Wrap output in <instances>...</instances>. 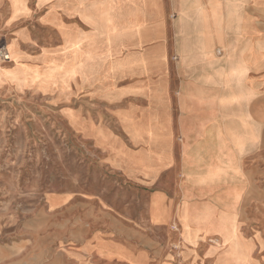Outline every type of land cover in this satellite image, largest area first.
Instances as JSON below:
<instances>
[{"label":"crops","instance_id":"obj_1","mask_svg":"<svg viewBox=\"0 0 264 264\" xmlns=\"http://www.w3.org/2000/svg\"><path fill=\"white\" fill-rule=\"evenodd\" d=\"M85 15L102 16L113 32L92 35ZM28 17L31 28L55 30L62 45L59 23L86 35L76 44L93 52L68 77L62 100L79 94L100 107L114 97L106 113L114 122V173L146 190L141 211L127 217L99 198H79L85 234L66 252L67 264H231L216 261L225 245L200 225L235 218L232 205L252 171L246 163L262 154L264 0H24L15 17L10 0H0V30L19 48L47 44L25 25L9 31ZM45 56H53L50 48L29 62ZM78 109L76 118L91 122ZM94 112L87 132L103 139L107 121ZM56 195L52 205L74 197ZM184 215L197 222L191 239L182 235Z\"/></svg>","mask_w":264,"mask_h":264},{"label":"rangeland","instance_id":"obj_2","mask_svg":"<svg viewBox=\"0 0 264 264\" xmlns=\"http://www.w3.org/2000/svg\"><path fill=\"white\" fill-rule=\"evenodd\" d=\"M10 6L15 17L24 0H10ZM85 18L94 26L92 35L113 32L102 16ZM32 22L28 17L9 31L25 25L48 45L29 43L19 48L8 30H0V46L9 56L7 63L0 64V264H67L66 252L85 234L79 198H99L114 214L127 217L141 211L146 190L114 173V122L106 116L114 108V97H106L110 103L100 107L79 94L72 101L68 97L62 100L71 88L68 77L76 74L80 65L86 68L83 59L93 52L91 46L76 44L86 35L72 36L59 23L62 45L55 30L36 24L31 28ZM44 47L50 48L53 56L29 62L30 56ZM64 54L71 61H63ZM78 108L90 114L92 123L76 118ZM94 111L107 121L108 132L99 136L103 139L87 132L95 128ZM262 112V154L255 164L246 163L252 171L239 201L232 205L235 218L200 221L205 232L218 234L209 240L216 241L218 247L225 245L216 261L264 264V95ZM64 193L75 198L65 205L50 203L51 196ZM236 196L232 190V197ZM181 226L184 239H191L197 222L184 215ZM170 228L177 230L176 222Z\"/></svg>","mask_w":264,"mask_h":264},{"label":"built area","instance_id":"obj_3","mask_svg":"<svg viewBox=\"0 0 264 264\" xmlns=\"http://www.w3.org/2000/svg\"><path fill=\"white\" fill-rule=\"evenodd\" d=\"M9 60V56L4 46H0V64Z\"/></svg>","mask_w":264,"mask_h":264}]
</instances>
